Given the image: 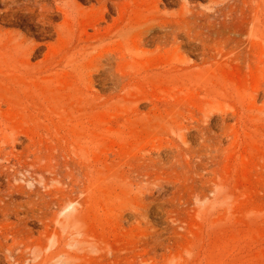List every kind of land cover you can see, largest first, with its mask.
Returning <instances> with one entry per match:
<instances>
[{
    "label": "rangeland",
    "instance_id": "1",
    "mask_svg": "<svg viewBox=\"0 0 264 264\" xmlns=\"http://www.w3.org/2000/svg\"><path fill=\"white\" fill-rule=\"evenodd\" d=\"M43 3L0 0V264H264V0Z\"/></svg>",
    "mask_w": 264,
    "mask_h": 264
},
{
    "label": "bare ground",
    "instance_id": "2",
    "mask_svg": "<svg viewBox=\"0 0 264 264\" xmlns=\"http://www.w3.org/2000/svg\"><path fill=\"white\" fill-rule=\"evenodd\" d=\"M43 1H44V0H25V4H27V5H32V4H34V5L38 6V7L41 8V9H45V10H47V6L43 3ZM53 1H55V0H53ZM94 1H98V0H94ZM34 5H33V6H34ZM47 11H48V10H47ZM59 11H60V8L57 7L56 4H54V7L51 8V9L48 11V15H52V14H54V13H59Z\"/></svg>",
    "mask_w": 264,
    "mask_h": 264
}]
</instances>
